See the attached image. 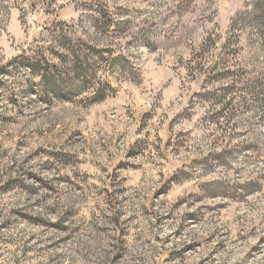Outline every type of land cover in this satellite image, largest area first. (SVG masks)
<instances>
[{
	"label": "rangeland",
	"instance_id": "obj_1",
	"mask_svg": "<svg viewBox=\"0 0 264 264\" xmlns=\"http://www.w3.org/2000/svg\"><path fill=\"white\" fill-rule=\"evenodd\" d=\"M77 43L95 98L40 100ZM262 61L261 0H0V264H62L80 215L107 264H264Z\"/></svg>",
	"mask_w": 264,
	"mask_h": 264
},
{
	"label": "clouds",
	"instance_id": "obj_2",
	"mask_svg": "<svg viewBox=\"0 0 264 264\" xmlns=\"http://www.w3.org/2000/svg\"><path fill=\"white\" fill-rule=\"evenodd\" d=\"M183 2L184 0H174L176 6L181 5ZM261 2H264V0H261ZM205 7L211 12L215 4L208 3ZM97 47L103 48V45ZM16 59H30L32 63H41V59L35 58L31 54L17 56ZM91 63L87 49L81 48L77 43L75 46L69 47L63 61L58 60L53 64H44L43 70L35 72L29 69L30 74L27 77L28 83L26 86L34 90L35 96L40 100H48L50 103L72 100L74 103L87 104L96 95L95 93H84V89L92 83L94 73L89 71L82 74L78 71V66L90 65ZM102 87L103 85L100 86V88ZM100 88L97 89V92L100 91ZM70 107L71 105H61L60 108L54 109V112H60L62 109ZM54 174H46V178H50ZM249 178L250 176L231 177L234 182L239 181L241 184ZM113 215V211H108L109 217ZM49 218L58 220L60 217L53 216ZM98 219L95 216L86 219L83 215H80L69 220L68 230L72 238L69 239L65 247L57 250L63 253L62 264H107L109 256L115 252V243L114 240L109 239L108 234L93 231V225L96 224ZM111 235L114 237L116 233L113 231ZM110 244H112V247H109ZM159 258V254H157V259ZM5 259L9 258L6 257Z\"/></svg>",
	"mask_w": 264,
	"mask_h": 264
}]
</instances>
